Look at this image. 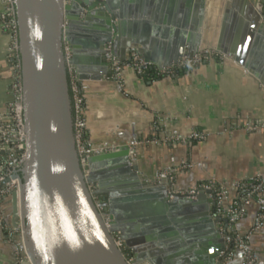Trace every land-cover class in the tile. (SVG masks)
I'll use <instances>...</instances> for the list:
<instances>
[{
	"label": "water",
	"instance_id": "1",
	"mask_svg": "<svg viewBox=\"0 0 264 264\" xmlns=\"http://www.w3.org/2000/svg\"><path fill=\"white\" fill-rule=\"evenodd\" d=\"M205 1L177 0L174 15L168 11L169 20L160 25L156 11L134 0H13L25 157L14 175L19 188L10 194L9 212L13 227L18 218L22 222L31 264H129L114 231L132 249V263L221 264L224 235H231L225 233L227 219L215 214L212 190L199 186L192 194L180 193L168 174L146 175L130 144L98 150L81 168L68 81V67L79 80L85 70L111 67L107 55L118 59L121 48L133 43L145 47L137 28L173 45L164 61L153 51L139 53L152 67L193 57L200 50ZM251 20L264 39V7ZM225 41L223 33L216 49L233 54ZM256 52L249 53L251 62L240 54L234 58L264 85V58ZM94 195L105 202L110 228Z\"/></svg>",
	"mask_w": 264,
	"mask_h": 264
},
{
	"label": "crops",
	"instance_id": "2",
	"mask_svg": "<svg viewBox=\"0 0 264 264\" xmlns=\"http://www.w3.org/2000/svg\"><path fill=\"white\" fill-rule=\"evenodd\" d=\"M134 1L156 11L158 20H163L160 25L169 20L168 11L174 15L177 2ZM263 7L262 0H206L199 47L217 55L174 77H139L125 67L119 86L111 78V67L83 71L79 83L85 99L88 144L105 151L132 145L139 168L153 178L160 171L165 175L170 167L188 165L173 174L175 191L199 187L210 180L229 185L264 174V85L253 69L234 58L240 54L251 62L252 49L264 58V39L251 22L253 12ZM145 19L150 20L149 15ZM137 30L146 39L145 47L133 43L121 48L118 60H127L134 52L132 48L138 54L153 51L161 61L172 57L173 45L168 38ZM223 33L227 39L224 46L233 54L216 49ZM6 47L7 37L0 27V116L12 98V65ZM259 65L264 67V60ZM248 125L253 128L247 129ZM195 132L204 138L188 139ZM235 194L236 189L229 188V197ZM6 207L10 211L9 205ZM258 210L256 203L251 204L236 228L249 230ZM249 244L258 264H264V223L253 232ZM14 258V244L0 228V264H10ZM231 264L244 263L237 259Z\"/></svg>",
	"mask_w": 264,
	"mask_h": 264
},
{
	"label": "built area",
	"instance_id": "3",
	"mask_svg": "<svg viewBox=\"0 0 264 264\" xmlns=\"http://www.w3.org/2000/svg\"><path fill=\"white\" fill-rule=\"evenodd\" d=\"M0 27L7 37V58L12 65V82L10 91L12 98L6 105V111L0 116V228L6 234L7 240L12 241L15 249V258L10 264H31L24 245L22 234V222L18 218L17 226L13 227L10 223V212L7 211L10 194L13 190H18L19 180L14 175L25 157L24 132L22 122L21 105V81H20V62L18 54L17 24L13 0H0ZM217 54L210 49H200L193 57L183 56L177 63L166 66L162 69L152 67L151 63L146 62L135 51L131 53L127 60H118L107 55V60L113 62L111 66V78L122 85L121 72L125 67H130L139 77L147 75L149 70H154L156 75L174 77L180 72H186L205 61L213 59ZM69 92L72 104L73 130L76 150L79 157L81 168L86 166V158L98 149L90 146L85 134V99L81 90V85L72 69L68 67ZM252 129L251 126H246ZM201 133H193L188 139H202ZM188 165L181 163L178 166L170 167L165 173L172 181L173 174L178 170H183ZM86 174L87 171L83 170ZM206 189L213 191L215 195V214L221 218H226L225 233L231 235V240L226 239L223 250L219 252L224 255L221 264H231L239 259L244 264H258L257 258L250 248V238L258 228L264 223V174H259L251 179L235 181L229 185L210 180L202 185ZM236 189L233 198L229 197V188ZM194 188L178 191L180 193L192 194ZM94 202L97 209L101 212L102 218L107 228H110V217L104 211L105 202L101 195H94ZM256 203L259 210L255 217L254 225L247 231H239L236 222L247 212L248 207ZM222 230L224 223L217 224ZM116 246L123 253L124 258L129 264H149L147 261L132 263V249L127 248L118 231L111 232ZM223 234V233H222ZM230 246V249H229ZM229 249V250H228ZM227 251V253H226Z\"/></svg>",
	"mask_w": 264,
	"mask_h": 264
},
{
	"label": "trees",
	"instance_id": "4",
	"mask_svg": "<svg viewBox=\"0 0 264 264\" xmlns=\"http://www.w3.org/2000/svg\"><path fill=\"white\" fill-rule=\"evenodd\" d=\"M146 77H148V78H154V77L158 78V77H161V76L160 75H156L154 70H149L147 75L144 76V78H146Z\"/></svg>",
	"mask_w": 264,
	"mask_h": 264
}]
</instances>
